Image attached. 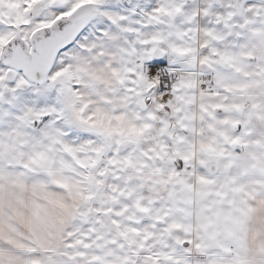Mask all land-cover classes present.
Returning a JSON list of instances; mask_svg holds the SVG:
<instances>
[{"label": "snow or ice", "instance_id": "1", "mask_svg": "<svg viewBox=\"0 0 264 264\" xmlns=\"http://www.w3.org/2000/svg\"><path fill=\"white\" fill-rule=\"evenodd\" d=\"M0 264H264V0H0Z\"/></svg>", "mask_w": 264, "mask_h": 264}]
</instances>
